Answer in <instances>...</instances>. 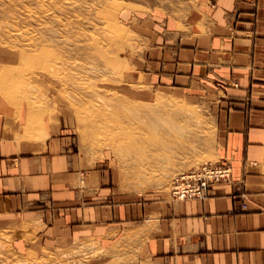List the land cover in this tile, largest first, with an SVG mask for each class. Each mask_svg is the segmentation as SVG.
<instances>
[{"label": "crops", "instance_id": "crops-1", "mask_svg": "<svg viewBox=\"0 0 264 264\" xmlns=\"http://www.w3.org/2000/svg\"><path fill=\"white\" fill-rule=\"evenodd\" d=\"M150 36L144 81L218 102L217 154L234 181L203 200L124 192L55 116L0 96V234L95 243L99 264H264V0H196Z\"/></svg>", "mask_w": 264, "mask_h": 264}, {"label": "rangeland", "instance_id": "rangeland-1", "mask_svg": "<svg viewBox=\"0 0 264 264\" xmlns=\"http://www.w3.org/2000/svg\"><path fill=\"white\" fill-rule=\"evenodd\" d=\"M195 1L0 0V96L55 116L124 192L171 195L180 174L220 161L218 102L150 86L142 72L150 30ZM32 244L0 234V264H99L95 243Z\"/></svg>", "mask_w": 264, "mask_h": 264}, {"label": "built area", "instance_id": "built-area-1", "mask_svg": "<svg viewBox=\"0 0 264 264\" xmlns=\"http://www.w3.org/2000/svg\"><path fill=\"white\" fill-rule=\"evenodd\" d=\"M233 181V170L228 163L210 161L180 174L175 179L170 193L176 201L203 200L209 196L213 185ZM241 207L245 209L246 202Z\"/></svg>", "mask_w": 264, "mask_h": 264}, {"label": "bare ground", "instance_id": "bare-ground-1", "mask_svg": "<svg viewBox=\"0 0 264 264\" xmlns=\"http://www.w3.org/2000/svg\"><path fill=\"white\" fill-rule=\"evenodd\" d=\"M173 112H174V113H178V111H177V110H175V109L173 110ZM27 113H28V111H27Z\"/></svg>", "mask_w": 264, "mask_h": 264}]
</instances>
